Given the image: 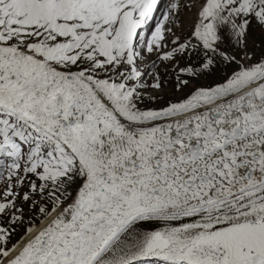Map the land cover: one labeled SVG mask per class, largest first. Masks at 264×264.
Returning a JSON list of instances; mask_svg holds the SVG:
<instances>
[{
	"label": "snow or ice",
	"instance_id": "obj_1",
	"mask_svg": "<svg viewBox=\"0 0 264 264\" xmlns=\"http://www.w3.org/2000/svg\"><path fill=\"white\" fill-rule=\"evenodd\" d=\"M0 264H264V0H0Z\"/></svg>",
	"mask_w": 264,
	"mask_h": 264
}]
</instances>
